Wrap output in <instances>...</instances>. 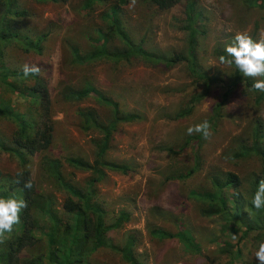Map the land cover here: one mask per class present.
I'll return each instance as SVG.
<instances>
[{
    "label": "rangeland",
    "instance_id": "obj_1",
    "mask_svg": "<svg viewBox=\"0 0 264 264\" xmlns=\"http://www.w3.org/2000/svg\"><path fill=\"white\" fill-rule=\"evenodd\" d=\"M85 1L20 0L21 7L31 14L18 25L44 37L43 51L24 53L11 47L6 61L14 67H22L26 62L38 64L40 75L48 84L54 120L51 146L30 157L26 165L36 188L49 194L54 206L61 209L65 194L41 168L43 156L59 158L63 172L80 186L89 178V171L73 169L69 161L92 162L95 141L101 135L95 130H82L77 110L93 107L104 121L109 119L110 111L89 97L65 101L61 92L66 85L81 87L87 81L92 82L116 100L122 110L140 115L137 120L118 124L106 154L109 160L131 164L132 170L127 173L107 170L105 178L95 185L107 222L114 221L122 210L129 213L122 227L108 231L107 236L122 245L127 233L135 231L138 235L135 253L143 264H174L176 260H182L183 264H258L254 256L256 241L241 239L239 230L232 231V225L218 216L203 215L204 205L191 193L212 190L213 183L223 179L227 172L237 174L241 179L240 192L248 193L261 161L255 156L232 155L251 142L257 120L264 125V99L257 103L252 91L237 86L222 104L219 119L211 124V136L200 145L194 140L188 143L187 128L213 117L224 89L209 87L206 97L190 115H185L190 97L205 90V85L189 74L185 62L173 67L151 66L141 61L114 64L108 60L86 66L73 64L70 45L82 51L90 49L95 43L92 37L96 28L104 26L101 14L106 5L114 2L107 0L106 5L94 3L85 7ZM190 1L206 17L205 34L198 36L195 48L198 61L209 75L227 80L233 68L221 64L216 51L225 48L237 31H247L258 39L264 29V8L250 6L246 0H181L170 9L160 10L146 0H130L123 6V20L133 38L143 39L148 49L165 54L185 53L191 31L183 28L188 24L186 5ZM11 97L20 110L29 114L21 96ZM14 129L15 124L6 116L0 119L1 136L11 139ZM196 154L199 168L189 177H177L194 166ZM21 167L17 158L0 153L2 175L12 176ZM180 226L191 232L199 244L197 251L187 249L176 238L160 240L150 235L151 228L176 232ZM39 250H44L42 243L24 249L21 257ZM90 260L93 264H128L107 248L95 251Z\"/></svg>",
    "mask_w": 264,
    "mask_h": 264
},
{
    "label": "trees",
    "instance_id": "obj_2",
    "mask_svg": "<svg viewBox=\"0 0 264 264\" xmlns=\"http://www.w3.org/2000/svg\"><path fill=\"white\" fill-rule=\"evenodd\" d=\"M37 2L65 3L68 0H35ZM130 0H114L106 5L107 0H86L85 7L94 3L106 5L101 14L104 26L96 28L91 48L82 51L76 45H70L72 63L89 65L98 60H108L118 64L141 61L151 66L164 65L173 67L185 62L189 74L205 85V90L194 94L187 101L185 115H190L198 103L206 97L211 86L224 89L222 100L214 109L210 124H215L221 114L220 108L229 94L239 85L252 91L255 101L264 99V93L252 88L253 79L244 77L233 68L229 79L224 80L216 75H209L201 66L196 55L197 39L205 34L206 17L195 3L186 5V21L183 29L191 31L188 36V48L185 53L165 54L150 50L144 45V40H136L130 34L123 20V6ZM160 10H166L177 5L181 0H146ZM250 6L264 8V0H246ZM30 11L21 7L20 0H0V119L6 116L15 124L11 139L0 135V153H8L18 159L22 166L12 176L2 175L0 171V195H16L27 201L28 207L21 212L20 222L14 226L7 239L0 243V264H93L91 255L100 248H107L118 253L128 264H143L135 253L138 235L129 231L122 245L116 244L107 232L118 230L129 213L120 211L112 222L106 221V210L98 199L95 185L106 176V171L127 173L132 170L129 163H119L106 158L113 134L122 121H133L140 118L135 112L121 109L119 103L106 94L92 82H85L81 87L66 85L61 94L65 101H81L87 97L93 98L102 106L108 107L109 119L104 121L93 107L77 110L84 131H97L100 138L95 141L96 152L92 162L72 159L69 165L78 171H89L90 176L84 186L75 183L63 172L59 158L43 156L41 168L58 190L64 192L61 209L54 206L52 197L38 191L26 167L30 157L36 153L48 150L53 142L54 120L52 118V101L47 81L41 76L25 78L22 67L7 64L6 54L9 48L17 47L24 53L40 54L43 51L44 37L32 31L22 29L18 23L27 18ZM117 41V42H116ZM226 55L225 48H219L216 56ZM12 95L21 96L29 114L20 110L12 99ZM205 138L199 134L186 136L188 143L193 140L200 145ZM170 150V149H169ZM255 156L261 161L258 174L253 175L247 194L240 192L241 179L232 172H227L223 179L213 183L212 190L191 193L196 201L201 202L203 215L220 217L225 223L232 225V231L239 230L241 239L257 241L264 239V211L256 210L251 199L260 179L264 178V125L261 120L255 122L252 140L248 145L232 155L233 158ZM200 165L199 156L195 155L192 168L182 172L177 177L191 176ZM22 173V177H17ZM20 179L19 183L15 180ZM31 179L32 188L24 187V181ZM251 213V215H250ZM150 235L157 239L176 238L184 247L195 252L199 244L187 228L180 226L176 232L155 227L150 229ZM42 243L44 250L33 252L29 257H21L24 249Z\"/></svg>",
    "mask_w": 264,
    "mask_h": 264
},
{
    "label": "clouds",
    "instance_id": "obj_3",
    "mask_svg": "<svg viewBox=\"0 0 264 264\" xmlns=\"http://www.w3.org/2000/svg\"><path fill=\"white\" fill-rule=\"evenodd\" d=\"M134 2V0H133ZM226 55L219 57V62L226 65H235V68L244 77L253 79L252 88L260 93H264V29L259 32V38L254 39L247 31H237L232 41L225 46ZM41 68L36 63H24L22 74L25 78L38 76ZM189 135L193 133L201 134L205 139L211 136V124L208 120L189 126ZM17 177H22V173H17ZM16 183L20 179L15 180ZM33 186L31 179L24 181V187L31 189ZM252 206L258 211H264V178L260 179L257 188L251 199ZM28 207L27 201L16 195H0V243H3L7 236L14 230V226L20 222L21 212ZM251 215V213H250ZM237 237L234 235L233 239ZM254 256L258 264H264V239L257 241L254 249ZM174 264H183L182 260L174 261Z\"/></svg>",
    "mask_w": 264,
    "mask_h": 264
}]
</instances>
